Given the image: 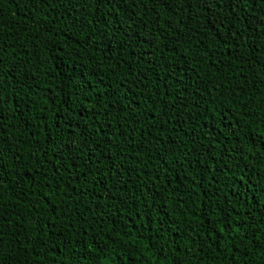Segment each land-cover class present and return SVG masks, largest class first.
Here are the masks:
<instances>
[{"label":"trees","instance_id":"obj_1","mask_svg":"<svg viewBox=\"0 0 264 264\" xmlns=\"http://www.w3.org/2000/svg\"><path fill=\"white\" fill-rule=\"evenodd\" d=\"M49 5L0 0L4 71L13 76L0 77L2 264H264L235 227L225 229L230 236L220 231L253 223L245 234L264 239V9L245 8L237 24L243 39L221 33L222 43L203 13L179 4L162 40L151 30L150 5L112 0L102 9L107 29L88 4ZM126 13H135L131 29ZM141 23L150 28L136 36ZM164 84L172 97L182 89L187 107L163 117L170 119L163 133L145 136L152 122L134 124L128 113L142 112ZM82 100L91 101L89 117L69 157L68 125L80 120L69 109ZM149 107L161 118L158 100ZM124 149L123 163L109 168L104 157ZM93 156L99 171L84 167Z\"/></svg>","mask_w":264,"mask_h":264},{"label":"snow or ice","instance_id":"obj_2","mask_svg":"<svg viewBox=\"0 0 264 264\" xmlns=\"http://www.w3.org/2000/svg\"><path fill=\"white\" fill-rule=\"evenodd\" d=\"M54 2L55 0H50L49 6H51V3H54ZM117 2H121V0H117ZM77 3H80L81 6H83L84 4L90 5L93 8V12L97 17L96 23L99 24L103 22L105 24V29L108 28V24L105 19V17L107 16V13L102 14V9L105 7V5H110L112 3V0H77ZM132 3L133 4L141 3L146 6L150 5V7L148 8V12L154 13V16L151 18V30L156 32L158 39H161V40L163 39V37L160 34L161 29H163L164 33H168L169 30L171 29L172 27L171 24H168L167 27H165L164 25H165V22L169 19L170 15L175 16V7L177 6V4H179V5H182L184 9H191V10L198 11L199 13H203L204 20L202 21V23L207 27L209 34L213 35V39L214 40L219 39L222 41V43H224V41L222 40V37L220 35L221 33L223 34V36H226L229 39H236V40L243 39V37L240 35L239 29L237 28V24L239 23V20L243 18L245 8L254 9L255 6H259L260 8L264 9V0H132ZM223 7H228L230 11L228 13H223L222 15H219V18H218L219 10ZM237 10H239L240 15L235 16V18L233 19L232 15ZM161 12L165 13L163 18H161V15H160ZM125 15H126L127 20L130 21L129 29H131L133 25H137V20L135 19V13H126ZM145 15H147V13H145ZM189 18L190 17L186 16L185 20ZM252 18L253 19L255 18L254 11L252 12ZM260 19L261 21H264V15H262ZM140 20L143 21L144 17L142 16ZM76 22L78 21H74V23ZM117 23H119V21H117ZM225 23L228 24L229 26L228 28H225ZM2 26H3L2 21H0V27ZM149 28H150V25L148 23H141L138 25L137 30L134 34L136 36H139L141 32L148 30ZM189 31H191V29H189ZM245 31H248V29L245 28ZM258 31L264 32V23H261L258 26ZM132 34L133 33L131 31L127 33L129 38L131 37ZM197 34H198L197 32L193 31V37H195ZM101 35H104L103 31H101ZM139 43L148 44L149 41L148 39L145 38L143 40H140ZM185 43L191 44L192 40L190 39L186 40ZM121 44L122 45L126 44V41H121ZM199 46L201 47L205 46L203 40L199 41ZM3 47L4 45L0 44V77L8 75L9 80H11L13 79V76L10 75L11 69H9L7 73L4 71L6 65H5V60L3 56ZM195 47L196 45H193V48ZM237 47H239V45H233L231 49L227 50L226 54L231 56L232 52ZM155 50L160 51L158 47L155 48ZM121 51L127 52V48L122 47ZM177 54L179 55V53ZM189 54H191V52ZM141 55L143 56L144 53H141ZM209 66L214 67V65H211V64ZM168 79L171 80V76H169ZM169 86L170 85L168 84L162 85L161 87L162 89H164L162 92H154L148 97V99L143 100V103L146 105V107L144 108L142 112L128 113V116L131 118V121L134 124L140 125L141 117H143L144 120L146 121L152 122L150 127L143 128V131H142L143 135L152 136L153 132L163 133L164 126L170 123V119L163 118V117H165L167 113L171 112L176 107H178L179 109H184L185 107H187V105L183 102L186 99V96L182 94L183 90L179 88L176 89V92L178 93V95L175 97H172L166 91L167 87ZM82 87H85V88L88 87V82L86 81L84 84H82ZM69 95L71 96L72 94L70 93ZM153 98L158 100L159 104L162 105V107L160 108L161 118H158L156 113L153 111L152 107H149V105L152 104ZM3 100H4L3 82L2 80H0V105H2ZM210 102L211 101H208V103ZM132 103H135V100H133ZM85 104H91V101L82 100V103L76 106L75 109H72V108L69 109L70 113L74 111L75 115L80 118V120L77 121L76 123L68 125V128L70 131H72V135L74 138L73 141L70 142V150L68 153L69 157L72 155V151L77 148V144L82 143L78 138H76V130L80 129V123L83 121H87L89 117V111H88V108L85 107ZM92 107L95 108L96 106L92 105ZM115 111L117 112V114H119L123 112L124 109L120 107H116ZM95 115L98 116L99 111H97ZM221 115H222V119H227L226 116H224L223 114ZM2 119H3V116H2V113H0V120ZM61 119H63V117ZM111 126L112 125H109V127ZM87 130L88 129L85 128L82 131H87ZM95 132L103 135L105 132V129L103 126L96 127ZM232 134L234 135V133ZM112 135L113 133H108L107 138L110 140ZM124 135L127 136L128 133L125 132ZM88 142L91 143L92 141L89 140ZM123 143L128 145L134 142L125 140ZM135 150L136 149L133 148V151ZM124 151H126V149L117 150L115 155L109 152L108 156L104 157L106 160L112 161V163L109 164V168L112 167V164H114L115 160L117 159L121 160V164L123 163ZM94 158H95L94 156L86 157V159L88 160V164L85 165L84 167L95 168L97 171H99L100 169L92 163ZM164 163L166 164L167 162L164 161ZM57 175L59 176V172L57 173ZM239 180L243 181L244 177H240ZM87 182H88L87 179H85V184H87ZM2 199H3V192L0 191V201H2ZM2 216H3V212H0V218H2ZM262 223H264V221H262ZM253 226H254L253 223H248L246 226L245 224H239V225L227 224L220 231H221L222 236L224 235L230 236V232H226L225 229L230 230L231 228L235 227L237 230V233L241 235L243 239L247 241L248 245L250 246L249 249H246V250L256 249L262 255H264V239H261L260 237H256L254 235L250 238L248 235L245 234L246 228L251 229L253 228ZM209 227L211 230L212 226L210 225ZM4 231L5 230L3 229V227L0 226V264H2L3 252L5 250ZM113 243H115V241H113ZM231 247H232V239H229V248L231 249ZM233 259L235 258L233 257ZM109 264H111V262H109Z\"/></svg>","mask_w":264,"mask_h":264}]
</instances>
